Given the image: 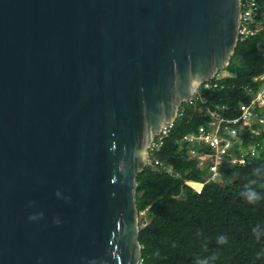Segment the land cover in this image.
Wrapping results in <instances>:
<instances>
[{
	"label": "water",
	"instance_id": "water-1",
	"mask_svg": "<svg viewBox=\"0 0 264 264\" xmlns=\"http://www.w3.org/2000/svg\"><path fill=\"white\" fill-rule=\"evenodd\" d=\"M241 18V0H0V264H140L137 175Z\"/></svg>",
	"mask_w": 264,
	"mask_h": 264
},
{
	"label": "trees",
	"instance_id": "trees-1",
	"mask_svg": "<svg viewBox=\"0 0 264 264\" xmlns=\"http://www.w3.org/2000/svg\"><path fill=\"white\" fill-rule=\"evenodd\" d=\"M263 72L264 32L237 41L226 76L212 78L193 102L182 103L160 149L137 175V209L145 211L140 264H264V144L246 162L223 165L209 180L208 168L190 149L210 147L188 139L200 125L208 126L209 111L240 116V103L258 89L253 78ZM240 135L252 145L262 138L247 130Z\"/></svg>",
	"mask_w": 264,
	"mask_h": 264
},
{
	"label": "built area",
	"instance_id": "built-area-1",
	"mask_svg": "<svg viewBox=\"0 0 264 264\" xmlns=\"http://www.w3.org/2000/svg\"><path fill=\"white\" fill-rule=\"evenodd\" d=\"M241 16L238 41L264 32V0H241ZM253 79L259 81L258 89L248 103H240V116L227 117L209 111L208 114L212 119L208 122V126L200 125L188 138L192 144L202 143L210 147L208 151H199L196 147L190 149L191 156L198 159V164L208 168L209 180L218 177L221 166L243 163L248 156L255 155L258 148L264 144V73ZM205 84L208 82L202 85ZM193 99L194 96L187 103L193 102ZM172 125L173 123L164 125L160 134L151 143L149 155L152 151L160 149ZM241 130H247L252 138L256 136L262 138L253 145L246 144L245 139L240 135ZM144 212L140 211V214Z\"/></svg>",
	"mask_w": 264,
	"mask_h": 264
},
{
	"label": "clouds",
	"instance_id": "clouds-1",
	"mask_svg": "<svg viewBox=\"0 0 264 264\" xmlns=\"http://www.w3.org/2000/svg\"><path fill=\"white\" fill-rule=\"evenodd\" d=\"M263 73H264V72H263ZM263 73H261V74H263ZM261 74H260V75H261ZM223 76H226V75H223ZM258 76H259V75H258ZM221 77H222V76H221ZM214 78H215V77H214ZM209 81H210V80H209ZM209 81H208V82H209ZM242 134H243V133H242ZM244 145H245V144H244ZM255 155H256V154H255ZM255 155H250V156H248L244 162H246L251 156H255ZM244 162H243V163H244ZM220 170H221V168H220ZM223 240H224V238L222 237V238H221V242H223Z\"/></svg>",
	"mask_w": 264,
	"mask_h": 264
},
{
	"label": "bare ground",
	"instance_id": "bare-ground-1",
	"mask_svg": "<svg viewBox=\"0 0 264 264\" xmlns=\"http://www.w3.org/2000/svg\"><path fill=\"white\" fill-rule=\"evenodd\" d=\"M223 70H224V69H223ZM223 70H219V71H217V72L214 74L213 78L216 77V76H220L221 74H223Z\"/></svg>",
	"mask_w": 264,
	"mask_h": 264
},
{
	"label": "rangeland",
	"instance_id": "rangeland-1",
	"mask_svg": "<svg viewBox=\"0 0 264 264\" xmlns=\"http://www.w3.org/2000/svg\"><path fill=\"white\" fill-rule=\"evenodd\" d=\"M230 179V178H229ZM231 180V179H230ZM144 220V223H142V225H144L146 222H147V220H145V219H143Z\"/></svg>",
	"mask_w": 264,
	"mask_h": 264
}]
</instances>
